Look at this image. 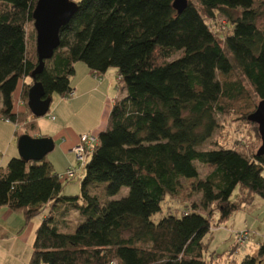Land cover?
<instances>
[{
    "label": "trees",
    "instance_id": "16d2710c",
    "mask_svg": "<svg viewBox=\"0 0 264 264\" xmlns=\"http://www.w3.org/2000/svg\"><path fill=\"white\" fill-rule=\"evenodd\" d=\"M73 1L78 7L60 31L59 47L33 78L39 58L28 26L38 0H0L4 120L28 125L26 134L37 130L28 122L35 118L30 87L37 80L47 97H74L71 76L80 61L99 77L116 67L126 91L113 100L97 135L81 195H63L62 177L47 157L0 162V207L31 220L54 205L36 231L28 264H207L205 237L216 211L225 221L255 196L264 198V155L256 145L262 139L258 124L248 120L257 104L242 81L264 100V1L188 0L182 13L175 0ZM110 21L119 24L120 46L110 39ZM231 111L254 129L246 132L247 142L236 138L235 146L204 149L219 114ZM197 163L210 168L205 178ZM186 179L196 180L200 203L155 220ZM124 186L128 195L112 199ZM64 198L83 220L74 231ZM239 264H264V241Z\"/></svg>",
    "mask_w": 264,
    "mask_h": 264
},
{
    "label": "rangeland",
    "instance_id": "374dc122",
    "mask_svg": "<svg viewBox=\"0 0 264 264\" xmlns=\"http://www.w3.org/2000/svg\"><path fill=\"white\" fill-rule=\"evenodd\" d=\"M192 1L196 2V0ZM262 7L264 10V5ZM221 19L225 21L222 16L220 21ZM209 23L215 31L219 30L218 24ZM34 30V25L30 24L28 35L32 43L36 42L37 45V34L36 30L34 33ZM108 31L110 39L120 46L122 37L119 24L110 21ZM240 75L242 76V74ZM242 81L251 94L252 101L258 107L260 99L249 82L245 78ZM71 84L73 87L74 84L79 85V95L83 94L78 104L73 107L68 106L76 96L62 99L58 94H54L48 114L35 117L41 131L50 133L55 142L54 150L46 156V159L54 163V167L60 175H63L70 167L76 168V175L73 179H62L64 182L63 195L65 196L81 195L82 177L85 174L84 166L78 163L75 154L70 153L67 148L69 144H67L69 139L67 133L69 129L67 128L70 126V128L75 129L74 131L78 133L79 138L83 131H89V134L97 137L98 133L107 125L112 101L126 95L124 83L120 80L116 67H111L106 75L96 77L90 74L87 64L80 61L75 65L71 76ZM18 95L19 91L16 93V97ZM61 102L65 104L59 105L62 104ZM50 116H55V120H52ZM56 117L58 120H56ZM241 119L242 116L235 111L219 114V128L203 148L235 146L237 144L235 142L236 138H240L242 143H246V132H253L254 129ZM60 120L64 121L65 124L68 123L66 129L60 127ZM8 126L18 132V138L26 134L27 128H29L28 125L17 126L14 123H8ZM16 145L18 146V141H16ZM256 145L259 150L262 140H258ZM2 157V154H0V159ZM4 159L6 160L5 156ZM197 166L200 178H205L207 173L210 172V168L200 163H197ZM194 183H196L195 179L183 180L179 193L167 196L163 205V212L157 214L155 220H159L166 213L190 209L192 203L199 204L202 195L193 190ZM128 192L129 187L124 186L117 194L112 196V199H123L128 195ZM238 194L239 189L234 192L232 199H237ZM61 204L62 209L68 210V212H65L67 215L66 222L70 225V231H74L83 220H80L79 213L74 211L76 207L71 203V200L65 199V203L62 202ZM53 207L54 205H49L42 215L40 214L31 220L26 219L23 211H10L7 207H0V264H28L30 262L36 231L43 221V217L49 214ZM211 210L215 212L216 206H213ZM58 218L61 220L62 217L59 216ZM219 218V211H216L211 221L212 230L205 237L207 244L205 259L207 264L230 263L235 259L237 260L236 263L239 264L244 256L253 253L259 243L264 241V198L255 196L251 203L243 205L227 220L220 221ZM239 231H248L250 234L249 241L244 249L236 247L232 251V247L237 246L236 232Z\"/></svg>",
    "mask_w": 264,
    "mask_h": 264
},
{
    "label": "water",
    "instance_id": "95a60500",
    "mask_svg": "<svg viewBox=\"0 0 264 264\" xmlns=\"http://www.w3.org/2000/svg\"><path fill=\"white\" fill-rule=\"evenodd\" d=\"M188 3V0H175L174 7L179 13H182ZM77 7V2L73 0H38L33 17L37 33L39 65L32 74L33 78H36V75L43 70L45 61L53 57L55 50L60 45V31L63 26L69 23ZM51 104L52 97H47L43 84L35 80L29 90V109L35 117H42L48 114ZM248 120L258 124L262 139L258 154L264 155V100L248 116ZM54 148V139L48 136L33 137L30 134H24L18 139L19 155L26 161H41Z\"/></svg>",
    "mask_w": 264,
    "mask_h": 264
},
{
    "label": "crops",
    "instance_id": "0c3cea01",
    "mask_svg": "<svg viewBox=\"0 0 264 264\" xmlns=\"http://www.w3.org/2000/svg\"><path fill=\"white\" fill-rule=\"evenodd\" d=\"M90 72V71H89ZM92 74V73H90ZM94 75V74H92ZM96 77H99L97 75H95ZM91 79V78H90ZM96 81V80H94ZM74 90L76 92L75 94V98H73V102H71L68 106L70 107H73L74 105L78 104L79 101L81 100V97L83 94H80L79 95V92H80V88H79V85L77 84H74ZM79 88V89H78ZM63 99V98H62ZM62 101H66V100H62ZM113 102V101H112ZM62 103V102H61ZM65 103H62V104H59V105H63ZM18 106L20 108H24V105L21 101H19V104ZM2 107V98H1V94H0V109ZM66 117V116H65ZM56 120L57 117H56ZM35 122L38 126V129L35 130V131H30L29 134L33 137H40V136H48V137H51L52 135L50 133H46L44 131H41V127L39 128V124L37 122V120L35 118H31L28 120V122ZM108 122V121H107ZM8 123L9 124H12L13 122L11 121H8V120H4L2 117H1V114H0V154H2V159H0V162L2 164H6L10 158L12 157H15V156H19V150H18V146L16 145V141H18V132L16 130H13L12 128H10L8 126ZM15 124V123H14ZM68 124V123H67ZM67 124L64 123V121L60 120V127L66 129ZM69 129V131H67L68 133V150L70 151V153H73L72 152V148L79 143V135L77 132H75L73 128H67ZM89 131L85 132L83 131L82 134H89L88 133ZM81 134V135H82ZM17 139V140H16ZM67 154V153H66ZM4 156L6 157V160L4 159ZM52 162V161H51ZM53 163V162H52ZM54 164V163H53ZM57 171V170H56ZM58 172V171H57ZM59 173V172H58Z\"/></svg>",
    "mask_w": 264,
    "mask_h": 264
},
{
    "label": "built area",
    "instance_id": "2783aa9c",
    "mask_svg": "<svg viewBox=\"0 0 264 264\" xmlns=\"http://www.w3.org/2000/svg\"><path fill=\"white\" fill-rule=\"evenodd\" d=\"M52 120H55V116H50ZM98 142V137L92 134H82L80 141L72 148V152L79 164L85 166L89 154L93 151L95 145ZM76 175V168L70 167L68 170L61 175L62 179H73ZM250 234L248 231L236 232L237 248L244 249L249 241Z\"/></svg>",
    "mask_w": 264,
    "mask_h": 264
}]
</instances>
